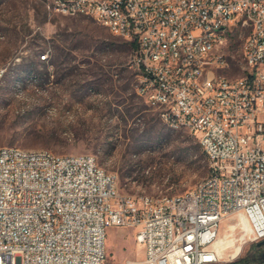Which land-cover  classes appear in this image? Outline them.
Returning <instances> with one entry per match:
<instances>
[{
    "label": "built area",
    "instance_id": "1",
    "mask_svg": "<svg viewBox=\"0 0 264 264\" xmlns=\"http://www.w3.org/2000/svg\"><path fill=\"white\" fill-rule=\"evenodd\" d=\"M59 12L91 17L133 42L135 92L160 120L187 122L209 157L208 180L170 201L121 194L114 174L91 154L55 159L0 146V264H100L105 229L126 227L143 247L138 264H211L223 225L264 238V0H62ZM116 11V19H109ZM235 24L247 27L241 45L243 80L218 73ZM188 46V56L180 55ZM219 46L218 56L204 49ZM41 56H48L45 51ZM183 59L191 60L184 71ZM3 69L0 68V75ZM142 83L151 93H142ZM243 232V231H242Z\"/></svg>",
    "mask_w": 264,
    "mask_h": 264
},
{
    "label": "rangeland",
    "instance_id": "2",
    "mask_svg": "<svg viewBox=\"0 0 264 264\" xmlns=\"http://www.w3.org/2000/svg\"><path fill=\"white\" fill-rule=\"evenodd\" d=\"M247 33V27H231L224 47L228 66L218 73L243 74ZM58 49L68 53L72 70L58 63ZM45 51L48 58L40 61ZM131 52L125 40L91 17L55 12L49 0H0V146L91 154L115 175L121 194L191 190L207 175L193 155L201 150L196 136L165 125L136 94ZM227 233L223 225L219 237ZM241 234L232 231L236 243ZM263 252L264 238L246 240L235 257L211 264L238 258L264 264ZM143 257L132 229L106 227L100 264H138Z\"/></svg>",
    "mask_w": 264,
    "mask_h": 264
},
{
    "label": "bare ground",
    "instance_id": "3",
    "mask_svg": "<svg viewBox=\"0 0 264 264\" xmlns=\"http://www.w3.org/2000/svg\"><path fill=\"white\" fill-rule=\"evenodd\" d=\"M173 0H162V5H170V2ZM52 7H62V0H52ZM58 13L60 14H74V7H64L62 10H60ZM109 19H116V11H109ZM180 55L181 56H188V46H180ZM219 55V46H212L210 49H204V56H218ZM48 56H41V54L38 55V59L40 61L46 60ZM183 66L184 71H191V60L190 59H183ZM3 72V71H2ZM245 75V66H243V74L238 77L234 78H228V82H237L238 80H243ZM1 77V75H0ZM258 78H264V68H258ZM142 93L143 94H150L151 93V84L150 83H142ZM165 125L170 127L171 129H186L187 130V122L183 121H170V120H162ZM12 151L16 152H25V154H35V153H46L48 152V149H24L14 146H8ZM201 150L202 147L200 146ZM50 151V150H49ZM51 156L55 157V159H66L67 154H56L52 151H50ZM209 164V157H206ZM91 161L92 163H96V160L94 156L91 155ZM209 166V165H208ZM99 167L100 171H105L102 167ZM208 180V173L205 177H203L201 180H199L196 185L193 187H199L203 182H206ZM193 188L185 193L181 194H190L193 191ZM132 196H140V197H148L151 201H159V196L153 197L148 194H140V195H132ZM171 195H162V201H170ZM240 227L242 229V234L239 237V242L236 243L237 238L233 237L232 231L233 228L230 227V233H227L223 236L218 237V239L215 242V247L217 253L223 257L225 255L229 257H235L241 249V244L243 243V235L249 231L248 226L246 223L241 220L240 221ZM228 249H231V253H227Z\"/></svg>",
    "mask_w": 264,
    "mask_h": 264
},
{
    "label": "trees",
    "instance_id": "4",
    "mask_svg": "<svg viewBox=\"0 0 264 264\" xmlns=\"http://www.w3.org/2000/svg\"><path fill=\"white\" fill-rule=\"evenodd\" d=\"M125 43H126L127 47L129 49H131V51H132L134 48V43L133 42H127V41H125ZM67 54L68 53L66 51H64L62 49H60V50L58 49L55 57L58 60L59 64H62L63 62H65L64 67L67 68V70H72L74 67L72 65H70L71 59L66 56ZM60 56L61 57L63 56V57L60 58ZM193 155H194V158L196 159V161L202 162V166H203L205 172L207 171V173H208V161H207V158H206L204 152L202 150L195 149L193 152ZM252 263H253V261H250L249 259L238 258L235 261H232V262L226 263V264H252Z\"/></svg>",
    "mask_w": 264,
    "mask_h": 264
},
{
    "label": "water",
    "instance_id": "5",
    "mask_svg": "<svg viewBox=\"0 0 264 264\" xmlns=\"http://www.w3.org/2000/svg\"><path fill=\"white\" fill-rule=\"evenodd\" d=\"M262 241H260V243H261ZM259 244V243H258ZM263 258H264V252H263Z\"/></svg>",
    "mask_w": 264,
    "mask_h": 264
}]
</instances>
